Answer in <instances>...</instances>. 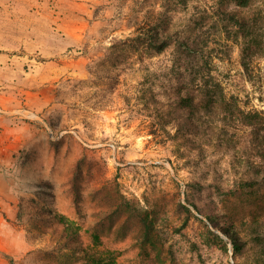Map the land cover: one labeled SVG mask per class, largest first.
Instances as JSON below:
<instances>
[{
	"label": "rangeland",
	"instance_id": "374dc122",
	"mask_svg": "<svg viewBox=\"0 0 264 264\" xmlns=\"http://www.w3.org/2000/svg\"><path fill=\"white\" fill-rule=\"evenodd\" d=\"M218 1L0 0V264H264V59Z\"/></svg>",
	"mask_w": 264,
	"mask_h": 264
},
{
	"label": "trees",
	"instance_id": "16d2710c",
	"mask_svg": "<svg viewBox=\"0 0 264 264\" xmlns=\"http://www.w3.org/2000/svg\"><path fill=\"white\" fill-rule=\"evenodd\" d=\"M236 2L238 7L244 9L235 8L228 9L225 7L226 2ZM243 3V4H242ZM247 4V0H219L216 12L222 21L221 35L225 37L227 41H231L234 44H239L241 49V66L249 81H254L258 77L257 70H263L256 65V60L264 59V11L257 6L244 7ZM139 35H144L138 32ZM145 49H153L155 51H162L167 45V41L159 37L157 31H151L145 35V38H140ZM211 56L204 58V65H210ZM258 68V69H257ZM201 72V71H200ZM202 73V72H201ZM209 78V76H208ZM199 82V81H198ZM211 80L207 79V76L202 77V82H199L200 91L202 90L203 97L206 99V103L210 102L215 96L218 84L211 86ZM221 97V96H220ZM181 103L188 108L192 105L191 97L182 98ZM227 112H231L229 109ZM230 114V113H229ZM264 112L259 110H252L242 114L241 123L252 129L254 141L258 143L260 133L263 134V120ZM140 224L145 228L144 220H140ZM230 236V234H229ZM231 237V236H230ZM234 249L237 248V241L233 240Z\"/></svg>",
	"mask_w": 264,
	"mask_h": 264
}]
</instances>
